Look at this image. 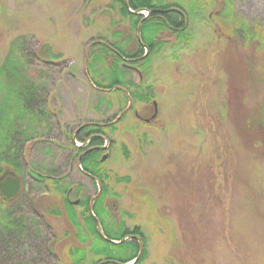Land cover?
Masks as SVG:
<instances>
[{"label": "rangeland", "instance_id": "obj_1", "mask_svg": "<svg viewBox=\"0 0 264 264\" xmlns=\"http://www.w3.org/2000/svg\"><path fill=\"white\" fill-rule=\"evenodd\" d=\"M168 1L186 6L194 35L179 50L175 35L164 37L170 43L151 72L142 71L144 87L151 86L142 92L155 97L145 103L126 87L102 89L90 77L97 42L121 31L136 43L137 30L113 0H0V66L12 44L24 46L18 54L41 86L46 113L20 125L27 139L22 173L15 174L22 189L4 206L24 226L8 236L0 229V264H72L69 249L86 247L65 199L89 200L93 208L101 195L102 183L78 163L91 148L83 139L88 124L104 125L108 224L141 228L143 264H264V144L249 121L264 102V48L231 35L218 15L222 0ZM231 3L234 18L264 25V0ZM45 45L61 57H50ZM94 73L101 80L105 68ZM122 78L138 82L140 75L126 69ZM154 100L158 115L146 122ZM34 169L65 188L38 179ZM79 232L84 237V224ZM94 259L90 253L83 264Z\"/></svg>", "mask_w": 264, "mask_h": 264}, {"label": "trees", "instance_id": "obj_2", "mask_svg": "<svg viewBox=\"0 0 264 264\" xmlns=\"http://www.w3.org/2000/svg\"><path fill=\"white\" fill-rule=\"evenodd\" d=\"M231 1L222 0V7L218 13L222 15L226 27L231 29V35L233 33L239 36L245 46L255 44L257 48L263 49L264 25L259 23L252 25L248 22H241L239 18H234L235 14L231 12ZM112 6H115L123 17L131 19V27L137 30L138 36L135 37L136 43H134V36L131 33L123 35L121 31H116L113 40L109 43L100 41L93 45L88 62L91 80L99 88L114 92L126 87V94L134 100L149 103L155 97L152 93L142 92V90H151V86L144 87L142 71L150 73L153 59L170 43V40L164 37L168 33L175 35L177 41L172 43V48L175 50H179L183 44L190 45L193 39L194 32L189 24L186 6L168 0H113ZM192 7L195 9L194 5ZM146 10L149 14L145 17L141 11ZM23 47L22 44L18 48L12 44L8 56L4 58L0 66V181L10 172L18 175L22 173L23 145L27 139L26 131L21 129L20 125L30 120L41 121L46 115L41 106L43 104L41 86L26 73L24 68L27 63L18 54V52L22 53ZM45 48L48 49L50 57L54 59L61 57V54H52V48L49 45H45ZM134 66L139 72L140 79L138 82L130 79L126 83L122 77L126 69L135 71ZM100 67L105 68V76L101 80L97 79L94 73L98 72ZM249 121H252L251 127L257 131L256 141L260 139L261 144H264V102L261 103L256 114L253 113L249 118ZM107 125L111 128L115 127V123ZM101 126L100 124L86 125L83 139L90 140L91 148L83 154L80 153L82 155L80 164L83 170L102 183L101 195L93 208L90 207L89 200L80 201L79 203L85 208L81 212L76 209V204L68 197L65 199L68 218L78 230L77 237L86 245L83 248L71 247L69 255L72 264H83L89 258L90 253L96 257L92 264H128L129 262L143 264L147 256V249L144 247L147 243L141 228L136 226L129 229L122 225L114 230V227L108 224L109 211L104 200L109 193V186L105 185L104 181L106 177L109 178V175L102 171L106 158L100 155V151L106 148L104 138L99 135V133H105L104 126ZM77 150L82 149L77 147ZM31 172L38 179H51L54 184L65 188L63 184L55 180V177L41 174L35 169ZM118 180H127V178L120 177ZM67 191L68 189L65 190ZM10 200L12 201V198L4 197L0 191V229L6 236L21 230L24 226V223L17 219L15 209L4 206ZM54 213L62 215L59 208ZM83 224L87 228L84 237L79 232Z\"/></svg>", "mask_w": 264, "mask_h": 264}, {"label": "water", "instance_id": "obj_3", "mask_svg": "<svg viewBox=\"0 0 264 264\" xmlns=\"http://www.w3.org/2000/svg\"><path fill=\"white\" fill-rule=\"evenodd\" d=\"M154 103L157 106V103L156 102ZM155 116H157V109L153 117ZM21 188H22V181L18 176L14 174L8 175L0 182V190L2 194L7 198H13L17 196L20 193ZM76 203H78V201H76Z\"/></svg>", "mask_w": 264, "mask_h": 264}, {"label": "flooded vegetation", "instance_id": "obj_4", "mask_svg": "<svg viewBox=\"0 0 264 264\" xmlns=\"http://www.w3.org/2000/svg\"><path fill=\"white\" fill-rule=\"evenodd\" d=\"M100 125H102V124H100ZM104 125H102L101 127H103ZM83 129V128H82ZM99 135L101 136V137H103V133H99ZM104 138V137H103ZM88 141V143H90V140L88 139L87 140ZM84 144H85V142H84ZM82 146V145H81ZM80 148V147H79ZM78 163L80 164V159H78Z\"/></svg>", "mask_w": 264, "mask_h": 264}]
</instances>
